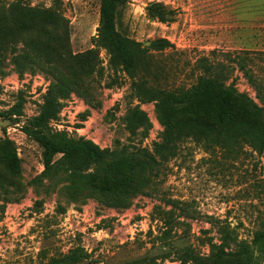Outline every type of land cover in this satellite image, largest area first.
Masks as SVG:
<instances>
[{
    "label": "rangeland",
    "instance_id": "374dc122",
    "mask_svg": "<svg viewBox=\"0 0 264 264\" xmlns=\"http://www.w3.org/2000/svg\"><path fill=\"white\" fill-rule=\"evenodd\" d=\"M154 3L172 10L171 20L159 21ZM99 4L0 0V120L10 121L0 126V264L69 255L78 260L52 264H190L209 255L217 220L250 241L264 221V150L251 152L235 134L214 142L213 133L186 132L160 170L137 163L156 155L164 130L154 97L194 84L200 59L222 65L261 106L248 79L264 80V0H125L115 11L121 35L140 47L158 38L173 45L138 55L131 74L98 40ZM23 50L45 68L15 60ZM55 75L71 90L53 89L58 111L48 127L105 151L74 174L60 155L45 171L41 146L22 128ZM131 108L145 116L133 131ZM122 171L125 188L107 183ZM250 264H264V253L254 251Z\"/></svg>",
    "mask_w": 264,
    "mask_h": 264
},
{
    "label": "trees",
    "instance_id": "16d2710c",
    "mask_svg": "<svg viewBox=\"0 0 264 264\" xmlns=\"http://www.w3.org/2000/svg\"><path fill=\"white\" fill-rule=\"evenodd\" d=\"M124 1L100 0L97 30L98 40H103L105 45H109L115 51L123 69L131 74L138 55L144 56L150 47L162 50L173 45L164 38H158L152 40L148 46L140 47L139 42L121 35L115 28V11ZM153 6L159 21L171 20L172 17L169 18L167 13L173 15L172 10H166L161 3H154ZM18 58L29 59L40 68H45L27 51L23 50L15 60ZM200 61L203 73L197 77L194 84L178 90H167L162 92V95L154 97L159 99L158 116L164 130L161 141L156 144V155L137 163L141 171L160 170L161 166L174 155L176 141L186 135V132L203 133V137L213 133L214 142H226L231 137L234 139L238 137L251 152L261 154L264 150V80L251 77L248 79L259 95L261 102L259 107L247 94L238 91L233 82L227 81L228 76L223 74L222 65L216 67L207 62V59ZM53 79L54 82L39 112L22 128L41 146L45 171L53 167L54 157L60 155L71 170V174H74L83 168V161H100L105 151L90 140L69 137L48 127L49 120L54 118L58 111L57 97L53 93L57 90L53 89L58 86L63 87V90H71L70 85L59 75H55ZM144 122L145 116L141 111L136 108L129 109L127 127L130 130L144 125ZM2 142L11 147L9 140L4 139ZM126 180L122 171L113 175L107 183L119 185L121 189L125 188ZM182 214V217L186 218L187 215ZM212 224L216 228L217 240L213 241V238L209 237V255L189 257L190 264H250L254 251L264 253V221L253 232L250 241L239 238L235 229L226 220H217ZM67 258L71 262L78 260L76 255H69L61 259H52L51 264L53 261L62 263Z\"/></svg>",
    "mask_w": 264,
    "mask_h": 264
},
{
    "label": "water",
    "instance_id": "95a60500",
    "mask_svg": "<svg viewBox=\"0 0 264 264\" xmlns=\"http://www.w3.org/2000/svg\"><path fill=\"white\" fill-rule=\"evenodd\" d=\"M9 122H10L9 119H1L0 126H6Z\"/></svg>",
    "mask_w": 264,
    "mask_h": 264
}]
</instances>
